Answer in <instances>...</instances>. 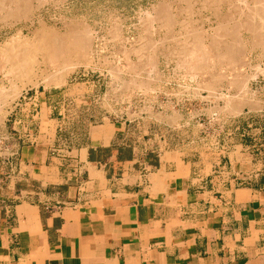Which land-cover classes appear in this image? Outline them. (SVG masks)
<instances>
[{"label": "crops", "instance_id": "1", "mask_svg": "<svg viewBox=\"0 0 264 264\" xmlns=\"http://www.w3.org/2000/svg\"><path fill=\"white\" fill-rule=\"evenodd\" d=\"M96 86L44 88L10 110L21 140L0 145V264H264V100L216 101L217 118H246L242 137L192 148L206 101L162 83L133 120L109 119L105 89L102 120L70 129Z\"/></svg>", "mask_w": 264, "mask_h": 264}, {"label": "rangeland", "instance_id": "2", "mask_svg": "<svg viewBox=\"0 0 264 264\" xmlns=\"http://www.w3.org/2000/svg\"><path fill=\"white\" fill-rule=\"evenodd\" d=\"M250 1L222 0L220 3L207 4L205 0H186V3L185 0H14L13 3L12 0H0V45L17 31L30 37L40 26H48L45 29H49L53 35L59 36L62 33L60 37H64L72 26L79 25L87 30L89 38L85 60L79 61L73 55L70 57L71 53L64 56L66 64L71 62L75 66L64 71L63 82L39 81L36 85H27L14 97L9 92H12L16 81L9 76L5 77L2 72L4 70L0 69V87L6 90V95L0 97V145L14 147L21 140L18 130L12 128L8 117L16 103H22L25 97H31L35 91L41 92L44 88L52 89L86 80L100 84V87L96 86L94 96L98 102L82 105V108L89 106L92 115H85L84 112L78 117L70 118L67 123L70 129H83L88 122L98 123L102 120V117L96 115V110L101 108V96L105 89L110 90L107 105L111 108L112 115L109 119L119 122L124 119L133 120L138 114V108L143 105L149 108L158 83H162L164 87L168 85L179 88L192 98L194 95H201L206 101V114L200 116L199 128L195 126L196 119L191 118L188 139L192 148L200 146V142L212 147L220 137L229 142L239 140L242 136L235 128L238 125L241 127L246 118L239 122L231 117L217 118L214 104L217 101L226 102V107L230 102L234 105L237 96L247 92L264 100V46L254 43L250 37L251 28L246 24L253 19L261 24L260 28L264 32V1H259L256 5ZM163 5L170 9L164 16L157 10ZM251 6H255V10L250 16L247 7ZM16 8L21 12L11 14L10 11ZM18 14L22 16L17 19ZM258 16L262 17L261 21ZM166 18L169 25H164ZM186 20L189 28L201 39L200 44L207 54L204 63L207 65L197 71L186 62L187 52L179 53L181 43L193 40L191 32H187L182 25ZM221 22L228 25V31L215 30ZM262 41L264 42L263 38ZM234 43L237 46L242 44L236 53L230 51ZM209 57H213L212 60ZM60 62L55 65L47 63L40 68L45 66V71L52 73L55 67L56 70H61ZM173 77L178 79V83L171 82L169 85L168 79ZM109 81L111 85L108 87ZM119 81H123L120 86L117 84ZM190 102L194 105L196 101L191 99ZM119 109L122 111H118ZM220 126H223L222 135L218 134ZM185 135L178 132L175 139L180 141L183 136L186 138Z\"/></svg>", "mask_w": 264, "mask_h": 264}, {"label": "bare ground", "instance_id": "3", "mask_svg": "<svg viewBox=\"0 0 264 264\" xmlns=\"http://www.w3.org/2000/svg\"><path fill=\"white\" fill-rule=\"evenodd\" d=\"M5 1V0H4ZM9 1V0H8ZM27 1V0H24ZM222 0H205L207 4H214L217 2H221ZM259 1L262 0H251L250 2L253 4H257ZM264 1V0H263ZM7 2V1H6ZM14 0H12V3ZM21 1H19L20 3ZM184 2V0H183ZM5 3V2H4ZM35 3V2H34ZM186 3V0H185ZM6 4V3H5ZM22 2L20 3V5ZM2 5V4H1ZM9 5V4H8ZM12 5V4H10ZM15 4H13L14 6ZM18 4L16 3V6ZM24 5V4H23ZM29 5V4H28ZM22 6V5H21ZM171 6V5H170ZM203 6V5H202ZM23 7V6H22ZM41 7V6H40ZM255 6L247 7V12L250 14L253 13L255 10ZM6 8V7H5ZM21 8V7H20ZM245 8V7H244ZM22 9V8H21ZM25 9V8H24ZM214 9V8H213ZM5 11V9H3ZM159 14L163 15L168 13L170 9L166 8L164 5L159 6L158 9ZM168 10V11H167ZM246 10V9H245ZM24 11V10H22ZM11 14L19 13L21 12L17 8L14 10L10 11ZM5 13V12H4ZM7 15V14H6ZM9 15V14H8ZM19 16L17 19L22 16L18 14ZM26 15V14H25ZM173 15V13H172ZM171 15V16H172ZM256 15V14H255ZM1 16V14H0ZM30 16V15H29ZM146 16V15H145ZM168 16V15H166ZM26 17V16H25ZM161 17V16H160ZM260 16H258L259 18ZM10 18V17H9ZM171 18V17H169ZM237 18V17H236ZM247 18V17H246ZM253 18V17H252ZM251 18V19H252ZM262 17L259 18V20ZM15 19V18H13ZM145 19V18H144ZM176 19V18H175ZM28 20V19H27ZM155 20V19H154ZM160 20V19H158ZM174 20V19H172ZM171 20V21H172ZM253 20V19H252ZM251 22L247 21V26L251 28L252 35L250 37L253 38L254 43L256 45L264 46V42L262 41V38L264 39V32L261 30V24L257 22H254V20ZM256 20V18H255ZM170 21V22H171ZM177 21V20H175ZM187 21V20H186ZM185 21V22H186ZM261 21V20H260ZM150 22V20H149ZM182 23L187 29V32H191V36L193 38L192 41L189 43H181L180 45V52H187L186 53V62L192 65L194 70H199L202 68H205L204 63H206V51L203 45L200 44L201 39L197 36V33L192 30V28H189V22L187 21L186 23ZM228 22V21H227ZM164 25H169L168 19H164ZM172 23V22H171ZM153 24V23H152ZM151 24V25H152ZM173 24V23H172ZM260 24V25H259ZM84 25V24H83ZM145 25V24H144ZM147 25V24H146ZM161 25V24H159ZM171 26V24H170ZM169 26V27H170ZM188 26V27H187ZM46 26L45 28H47ZM163 27V26H161ZM168 27V26H167ZM228 25L221 22L218 24L217 28L215 29L218 32H225L227 30ZM44 26H40V28L36 29L32 35L29 37L24 36L23 34L19 31L14 33L12 36L8 37L6 41H4L0 45V57H1V64H0V69L4 70L5 77L9 76L10 78L15 79L16 83L14 84V87L12 89V92L10 91L9 94L11 93L12 96L16 97L20 91L26 87L27 85H36L39 81L48 83V82H55V83H60L63 82V77H64V71H67L71 68H73L72 65L74 63L69 62V64H66L63 60L64 56H66L68 53H71L70 57L73 55V57L77 60H85L87 56V49H89L88 46V32L84 27H81L79 25L72 26L67 33L64 35V37H60L62 34H58L59 36L53 35L50 31L46 30ZM147 28V27H146ZM237 28V27H236ZM149 29V28H148ZM152 29V27H151ZM189 29V30H188ZM191 29V30H190ZM30 30V29H29ZM112 30H118V29H112ZM147 30V29H145ZM144 30V31H145ZM229 30V29H228ZM227 30V31H228ZM207 31V30H206ZM117 33V31H115ZM143 32V30H142ZM198 32V31H197ZM112 33V32H111ZM114 33V32H113ZM249 33V32H248ZM57 34V33H56ZM118 34V33H117ZM146 34V33H145ZM231 34V33H230ZM147 35V34H146ZM233 36V35H232ZM249 36V35H248ZM223 37V36H222ZM143 38V37H142ZM232 38V37H231ZM190 39V38H189ZM237 41V40H236ZM249 41V40H248ZM212 42V41H211ZM238 43V41H237ZM240 43V42H239ZM251 43V40H250ZM249 43V44H250ZM164 44V43H163ZM204 44V43H203ZM238 44L234 43L231 46V52L236 53L238 52ZM248 45V44H247ZM255 47V46H254ZM259 47V46H257ZM253 48V47H252ZM210 49V48H209ZM214 49V48H213ZM257 49V48H256ZM227 50V49H226ZM218 49L216 50V52ZM212 55V54H211ZM220 55V53H219ZM117 56V55H116ZM235 55H233L234 57ZM213 58V57H212ZM212 58L209 57V59L212 60ZM225 58V57H224ZM235 58V57H234ZM71 59V58H69ZM208 59V62H209ZM135 60V59H134ZM61 61V62H60ZM70 61V60H69ZM96 61V60H95ZM123 61V60H122ZM57 62L61 63V70H56L57 68L55 67V70L52 71V73L46 72L44 67L40 68L43 65L52 64L55 65ZM114 62V61H113ZM185 60L183 63H186ZM214 62V61H212ZM227 62V61H226ZM118 63V62H117ZM169 63V62H168ZM235 63V62H234ZM58 65V64H57ZM56 65V66H57ZM216 65V64H215ZM48 66V65H47ZM59 66V65H58ZM60 66L58 68H60ZM236 66V65H235ZM51 67V66H50ZM237 67V66H236ZM122 68V67H121ZM191 68V67H190ZM207 68V67H206ZM250 68V67H249ZM44 69V70H43ZM47 69V67H46ZM51 69V68H50ZM174 70V69H173ZM119 72V71H118ZM183 72V71H182ZM124 73V72H123ZM253 74V73H252ZM215 74H213L214 76ZM216 76V75H215ZM219 76V75H218ZM195 77V76H194ZM220 77V76H219ZM217 77H214L213 79L215 80ZM9 79V78H8ZM213 80V81H214ZM217 80V79H216ZM233 80V79H231ZM236 80V79H235ZM8 81V80H7ZM245 83V79L243 80ZM231 82V81H230ZM233 82V81H232ZM242 82V81H238ZM215 83V82H213ZM238 84V83H237ZM46 85V84H45ZM57 85V84H55ZM234 85L235 82H234ZM232 86V85H231ZM246 86V85H245ZM235 87V86H232ZM242 87V86H241ZM187 88V87H186ZM238 89V88H237ZM242 89V88H241ZM259 89V88H258ZM8 90V89H7ZM136 90V89H135ZM147 91V90H146ZM238 91V90H237ZM114 92V91H112ZM111 92V93H112ZM116 94V93H115ZM2 95H6V90L3 89V87H0V97ZM11 97V96H10ZM128 97V96H127ZM4 99V97H3ZM8 100V99H7ZM6 100V101H7ZM232 100V98H231ZM12 103V102H11ZM227 105V104H226ZM229 106H233L232 102L228 104ZM1 107V106H0ZM2 108V107H1ZM12 109V108H11ZM221 110V109H220ZM1 111V109H0ZM6 111V110H5ZM5 113V112H4ZM7 113V112H6Z\"/></svg>", "mask_w": 264, "mask_h": 264}]
</instances>
